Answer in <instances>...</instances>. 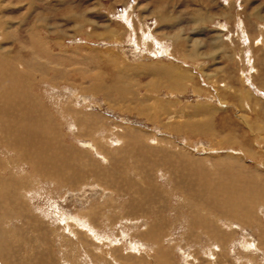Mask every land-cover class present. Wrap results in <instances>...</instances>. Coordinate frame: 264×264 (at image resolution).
Here are the masks:
<instances>
[{
	"label": "rangeland",
	"instance_id": "1",
	"mask_svg": "<svg viewBox=\"0 0 264 264\" xmlns=\"http://www.w3.org/2000/svg\"><path fill=\"white\" fill-rule=\"evenodd\" d=\"M0 61V264H264V0H0Z\"/></svg>",
	"mask_w": 264,
	"mask_h": 264
},
{
	"label": "bare ground",
	"instance_id": "2",
	"mask_svg": "<svg viewBox=\"0 0 264 264\" xmlns=\"http://www.w3.org/2000/svg\"><path fill=\"white\" fill-rule=\"evenodd\" d=\"M129 18V17H128ZM37 35V33H36ZM40 35V34H39ZM36 39V38H35ZM36 44V43H35ZM37 47V45H35ZM46 46V45H45ZM39 47V46H38ZM47 47V46H46ZM167 49V47H165ZM164 49V51L166 50ZM51 50V49H50ZM34 55V54H33ZM194 57V56H193ZM1 62V61H0ZM49 67V66H48ZM51 70V69H50ZM56 70V69H55ZM36 71V70H35ZM37 72V71H36ZM33 73V72H32ZM69 75V74H68ZM33 77V76H31ZM41 77V76H40ZM36 81V80H34ZM66 81V80H65ZM28 83V82H27ZM34 83V82H33ZM30 84V83H29ZM35 84V83H34ZM32 85V84H31ZM30 85V87H31ZM37 85V83H36ZM34 86V85H33ZM28 88V87H27ZM31 89V88H30ZM33 89V87H32ZM30 91V90H29ZM19 92V91H18ZM36 93V92H35ZM35 95V94H34ZM33 95V96H34ZM40 95V94H39ZM17 96V95H16ZM52 96V95H51ZM18 97V96H17ZM16 97V98H17ZM20 99V97H19ZM14 100V99H13ZM38 100V99H36ZM38 102V101H37ZM20 103V102H19ZM41 103V102H40ZM44 103V102H43ZM37 105H39V103H37ZM41 105V104H40ZM43 105V104H42ZM23 107V106H22ZM41 107V106H40ZM47 109V108H46ZM45 109V110H46ZM5 110H2L1 112L4 113ZM8 111V110H7ZM6 111V113H8ZM23 112V111H22ZM47 112V111H46ZM44 111V109L41 108H35L33 109V111L31 109L26 110V113H23V115L21 116H16L17 121H21L22 124L17 123V127H19L18 131V135H14V144H15V148H17V150H20L21 156L29 161H32L33 165L31 166V168L33 167V169L36 170H41L42 173L44 172H48L50 171L51 173H53L54 175H56V177H58V179L60 180H67L69 182L74 181L76 177V175L72 174V175H68V176H61L63 174V172H66L65 169L67 170H71V165L67 166L64 165L63 162L66 159H62V157L60 158V165L63 164L62 167L58 166L57 168V164H56V156H58V153L61 151L59 148H61L59 146L58 143H56V136H55V132H56V126L54 121V113L53 116L51 115L50 111V116L47 115ZM5 116V115H4ZM11 117V116H10ZM9 125V124H7ZM6 127V126H5ZM16 128V127H15ZM14 128V130H15ZM2 129V128H1ZM7 130V127L5 128ZM17 130V129H16ZM7 132V131H6ZM10 132V131H9ZM13 132V131H12ZM11 132V133H12ZM9 133V134H11ZM13 134V133H12ZM9 136V135H8ZM11 136V135H10ZM10 139V138H9ZM12 141V140H11ZM10 144V142H8ZM7 143V144H8ZM12 143V142H11ZM61 143V142H60ZM57 144V145H56ZM86 144V143H85ZM11 145V144H10ZM9 145V146H10ZM7 146V145H6ZM12 147V146H11ZM90 150V149H89ZM58 151V153L56 152ZM97 152V151H96ZM57 153V155H56ZM102 154V153H101ZM249 154V153H248ZM103 157V156H102ZM20 158V155H19ZM105 159V158H104ZM45 162L46 165L43 166V169L47 170H43L41 168V164ZM69 163V162H68ZM152 163V162H151ZM67 164V163H66ZM48 166V167H47ZM75 166V165H74ZM157 167V166H156ZM155 167V168H156ZM74 168V167H73ZM170 168V167H169ZM64 169V170H63ZM34 171V170H33ZM40 171V172H41ZM4 173V172H3ZM50 174V173H49ZM38 175V174H37ZM47 175V174H46ZM45 176V175H44ZM234 178L236 179L232 184H222L223 188H220L221 190L227 191V190H233L234 192H236L237 190L240 189H244L243 187L244 182L242 180H239V176L236 174V177L234 176ZM238 179V180H237ZM50 180V179H49ZM238 181V183H237ZM221 187V186H219ZM155 188V187H154ZM24 189V188H23ZM247 190V189H246ZM245 190L244 192V198L242 200H247L250 199L251 200V195L250 193H247V191ZM153 191V190H152ZM242 191V190H241ZM241 193V192H240ZM212 194V193H211ZM217 194V193H216ZM219 195V194H218ZM231 196V194H229ZM242 195V194H241ZM250 195V196H249ZM216 197V196H215ZM153 199V198H152ZM217 199L214 198L213 202H211V205L222 209L221 206L218 205ZM206 201V200H205ZM191 203V202H190ZM200 204V203H199ZM246 206V205H245ZM245 206H243L245 208ZM197 208L199 206H196ZM203 207V206H202ZM209 207V206H208ZM195 208V206H194ZM201 208V207H200ZM206 208V207H205ZM202 208V211L208 210ZM210 208V207H209ZM244 208H242L244 210ZM211 209V208H210ZM246 210H248V208H245ZM194 210V209H193ZM201 211V209H199ZM213 210V209H211ZM232 211V209H231ZM227 212V211H226ZM209 213V212H206ZM246 213V212H244ZM62 220V219H61ZM219 220V219H218ZM234 222V221H233ZM88 231H90V228H88ZM3 235V233H2ZM217 243V242H216ZM219 246V245H218ZM140 247V246H139ZM247 247V246H246ZM132 248H135L134 246ZM186 256V254H185ZM96 261V260H95ZM245 264V263H244Z\"/></svg>",
	"mask_w": 264,
	"mask_h": 264
}]
</instances>
